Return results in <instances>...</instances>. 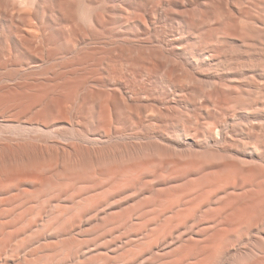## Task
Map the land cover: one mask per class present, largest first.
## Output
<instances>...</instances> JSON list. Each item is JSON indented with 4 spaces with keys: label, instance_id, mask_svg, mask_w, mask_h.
<instances>
[{
    "label": "rangeland",
    "instance_id": "obj_1",
    "mask_svg": "<svg viewBox=\"0 0 264 264\" xmlns=\"http://www.w3.org/2000/svg\"><path fill=\"white\" fill-rule=\"evenodd\" d=\"M0 264H264V0H0Z\"/></svg>",
    "mask_w": 264,
    "mask_h": 264
}]
</instances>
